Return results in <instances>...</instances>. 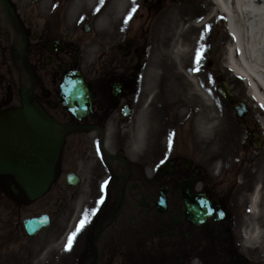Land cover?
I'll list each match as a JSON object with an SVG mask.
<instances>
[{
	"label": "flooded vegetation",
	"instance_id": "obj_1",
	"mask_svg": "<svg viewBox=\"0 0 264 264\" xmlns=\"http://www.w3.org/2000/svg\"><path fill=\"white\" fill-rule=\"evenodd\" d=\"M31 10L28 0H0V111L18 106L26 90L61 137L50 186L34 204L50 217V246L67 244L87 218L70 249L59 247L62 264H264L260 117L248 110L237 118L209 160L187 139L162 149L149 137L144 146L136 115L140 48L123 45L125 58L118 46L109 49L101 66H91L89 106L69 103L60 82L82 73L80 29L62 8L47 18Z\"/></svg>",
	"mask_w": 264,
	"mask_h": 264
},
{
	"label": "rangeland",
	"instance_id": "obj_2",
	"mask_svg": "<svg viewBox=\"0 0 264 264\" xmlns=\"http://www.w3.org/2000/svg\"><path fill=\"white\" fill-rule=\"evenodd\" d=\"M37 1L39 0H28V8ZM45 1L47 4L60 3L59 7L62 8L64 17L76 20L81 28L85 23L91 24V26L86 24L88 29L84 28L87 33L91 27L89 33L81 32L84 46L82 65L84 66V76L87 79L92 76L89 62H94L99 51L101 55H99L98 60L101 62L103 53L109 50L108 48L116 46L117 43L128 42L130 44L133 42L137 48H144V68L140 74V89L144 105L142 120L144 121L143 131L145 135L152 131L157 136L160 132L159 136L163 138L162 142H166L165 146H170L173 140L172 136H185L187 134L192 142L196 141L207 149L205 156L208 160L219 155L220 141L222 138L224 141L227 139V135L224 134L226 130L234 131L237 129H235L234 112L223 100L218 90V84L219 82H226L230 91L239 100L246 101L248 96L245 83L226 68L225 53L231 41L223 28L225 25L223 19L217 16L218 12L211 0H184L179 5L163 1L164 3L162 2L157 6L160 8H156L158 10L155 12L152 6L155 0H135L133 7L136 8V11L132 13L131 19L127 23L124 22L127 14L122 16L120 11L113 6L108 8L106 17L101 19L98 16L101 10L97 12L96 9L89 8L86 5V0ZM104 2L105 7H107L109 5L108 0H104ZM51 5L48 6L49 9L46 8L47 11L45 12L40 8L42 17L47 18L51 14ZM31 11L32 14L38 12L35 7ZM198 18L202 21L210 20L207 27L209 33L203 40V51L200 53L199 62L197 63V58H195L185 67L176 63L169 73L172 75L171 79H176L181 83H186L191 74L196 76L199 81V89L202 92H200L201 99L199 98V100L203 102L202 109H204V105L207 108L201 110L204 113H201L198 118L196 117L198 119L196 126L198 122L199 128L196 133L188 121L186 109L183 110L182 122L184 123L174 126L167 122L163 114H169L171 117L176 116L177 110L175 106L168 105L165 98V85L167 84L165 77L168 72L164 64H169V56H173L171 49L167 58L166 50L175 39L173 34L176 32L175 30L180 27L186 28ZM160 19H163L161 26L158 22ZM180 22L181 25L175 27ZM113 30H121L122 32L111 35ZM109 38L113 41H110ZM127 61L128 59H124V63ZM96 64L99 63L96 62ZM149 101H151L150 104ZM210 109L213 110V134H209V137H203L200 131L201 124L203 123L205 128L209 127V117L212 115L209 112ZM191 131H194L196 135ZM147 140L151 141L152 139L147 138ZM146 143L149 142L144 141L143 145L145 146ZM12 182L9 178H0V264H62L61 253L57 249L60 244L56 242H52L51 246L48 244L54 234L52 230L43 231L34 238L25 235L21 221L28 216L41 212L42 209L36 205L28 206V199L21 189L20 194L14 197L8 189V185ZM51 209L52 207H49L48 211ZM56 223L57 225L53 226L57 227L59 233L62 224L59 221ZM50 252L51 255L46 260V253Z\"/></svg>",
	"mask_w": 264,
	"mask_h": 264
},
{
	"label": "bare ground",
	"instance_id": "obj_3",
	"mask_svg": "<svg viewBox=\"0 0 264 264\" xmlns=\"http://www.w3.org/2000/svg\"><path fill=\"white\" fill-rule=\"evenodd\" d=\"M86 1L89 8L97 9L99 7L100 10L103 8L98 15L101 19L106 17V12L110 6L117 8L119 13L125 16L129 14L134 5L133 0H109L107 7H105V2L100 5V0ZM213 1L225 19L227 31L231 38V44L226 48L225 53L226 68L245 83L249 99L264 112V0ZM162 20L158 21L160 26ZM181 22L177 23L175 27L181 25ZM209 24L210 20L202 21L198 18L186 28H177L176 32L173 33L175 39L166 50L167 58L171 49L173 56H169V64H164L168 72H165V83H167L165 85V98L167 104L175 106L177 110L176 116L171 117L166 113L163 116L172 124L180 123L183 119V110L186 109L188 121L196 133L199 130L198 122L196 126L198 120L196 117L198 118L201 113H204L201 110L207 108L204 105V109H202L203 102L199 100L202 93L199 89V81L196 76L191 74L186 83H181L176 79H171L172 75L169 73L176 63L185 67L197 58L198 52L200 57V53L203 51V40L209 33L207 30ZM209 112L212 114L209 117V127L205 128L204 124H201L200 131L203 137H209V134H213V110L210 109ZM196 133L194 132V134ZM254 196V201H256L259 193L254 194ZM256 236H258L257 233ZM262 241L264 242V237Z\"/></svg>",
	"mask_w": 264,
	"mask_h": 264
},
{
	"label": "water",
	"instance_id": "obj_4",
	"mask_svg": "<svg viewBox=\"0 0 264 264\" xmlns=\"http://www.w3.org/2000/svg\"><path fill=\"white\" fill-rule=\"evenodd\" d=\"M61 84L64 90H71L74 86L76 95L73 99L90 98L79 73L64 77ZM220 90L224 98L232 104L234 97L228 93L226 87L220 85ZM240 107L239 104L236 105L237 110ZM59 146V139L51 132L50 121L25 94L22 108L0 113V174L12 175L22 185L27 195L28 187L33 195L47 187ZM35 179H38L39 183H36ZM22 224L26 234L33 236L48 226V218L41 216L25 219Z\"/></svg>",
	"mask_w": 264,
	"mask_h": 264
},
{
	"label": "snow or ice",
	"instance_id": "obj_5",
	"mask_svg": "<svg viewBox=\"0 0 264 264\" xmlns=\"http://www.w3.org/2000/svg\"><path fill=\"white\" fill-rule=\"evenodd\" d=\"M103 3H104V0H100V5H103ZM133 3H135V0H133ZM96 11L98 12V11H100V8L98 7L97 9H96ZM136 11V8L135 7H133L132 9H131V11L129 12V14L125 17V19H124V22L125 23H127L130 19H131V16H132V13H134ZM199 62V52L197 53V63ZM107 184V181H105V185ZM101 188H102V190H103V188H104V185H102L101 186ZM86 222H87V218L85 217V219H82L80 222H79V224H78V226H77V228H76V231L75 232H73V233H71L70 235H69V238H68V242H67V245H66V250H68V249H70V247H71V245H72V241H73V238L76 236V234L85 226V224H86Z\"/></svg>",
	"mask_w": 264,
	"mask_h": 264
}]
</instances>
